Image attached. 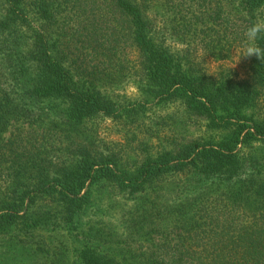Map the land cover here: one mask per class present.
I'll list each match as a JSON object with an SVG mask.
<instances>
[{
  "label": "trees",
  "instance_id": "trees-1",
  "mask_svg": "<svg viewBox=\"0 0 264 264\" xmlns=\"http://www.w3.org/2000/svg\"><path fill=\"white\" fill-rule=\"evenodd\" d=\"M258 20L264 0H0V264H67L47 234L81 228L96 186L137 199L128 244L164 236L82 264H264V63L239 79L199 53L232 58ZM149 103L220 141L117 151L87 133L112 119L137 141Z\"/></svg>",
  "mask_w": 264,
  "mask_h": 264
},
{
  "label": "rangeland",
  "instance_id": "rangeland-1",
  "mask_svg": "<svg viewBox=\"0 0 264 264\" xmlns=\"http://www.w3.org/2000/svg\"><path fill=\"white\" fill-rule=\"evenodd\" d=\"M199 50V53L207 55L205 64L210 71L220 68L221 63H223L225 67H232L236 70V78L244 79L247 77V63L245 58L239 60V49L233 52L232 58L221 62L215 60L211 54H205L202 48ZM117 87L119 92H124L129 96L137 97L139 95L137 81L134 78L122 80ZM251 111L249 110V112ZM144 120L145 125L141 124L139 126L140 133L137 136V141L129 139L132 134L125 135L124 131L126 129L112 119L97 120L98 122L95 123L97 131H88L87 133L101 140L106 147L115 146L114 148H117L118 151L129 150L132 146L142 141L145 145L149 144L152 147L151 149L155 148L154 150L167 144L175 147L176 143L179 145L181 142L196 138L220 141V134L224 131L222 130L219 134V132L212 131L210 128L207 129L206 120L196 117L190 118L185 109L177 103L159 105L149 103ZM129 155L132 159L135 158L133 151ZM4 163L5 166H9L11 161H4ZM2 179L1 177L0 180ZM170 192L169 189L161 190V194L164 195L163 197L167 196V199H169ZM135 200L137 199L132 198L130 195L116 192L109 187H94L93 201L88 206L87 215L81 228L70 230L63 227L56 228L58 223L52 225V229L47 235H50L49 239L55 246L54 250L59 251L58 254L63 253L67 264H82L83 250L88 246L110 253H116L122 247L124 250H129V248L138 250L140 246L138 242L132 241L130 245L127 240L128 232L131 231L129 219ZM160 207L163 208V204H160ZM125 219H127L126 222ZM162 222L168 224L167 221ZM21 226L19 225V227ZM19 232L18 229L16 232L5 236V239ZM163 236L160 233L154 234L152 238L154 243L152 241L145 242L142 249L139 247V251H146L151 245L155 246V243L162 242ZM2 238L0 235V242H2ZM58 258V256L55 257V260Z\"/></svg>",
  "mask_w": 264,
  "mask_h": 264
},
{
  "label": "clouds",
  "instance_id": "clouds-1",
  "mask_svg": "<svg viewBox=\"0 0 264 264\" xmlns=\"http://www.w3.org/2000/svg\"><path fill=\"white\" fill-rule=\"evenodd\" d=\"M264 39V20L250 24L244 32V40L240 46L239 60L255 57L264 63V47L258 41Z\"/></svg>",
  "mask_w": 264,
  "mask_h": 264
}]
</instances>
